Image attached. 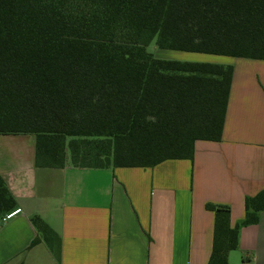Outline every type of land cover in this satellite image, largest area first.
Instances as JSON below:
<instances>
[{
  "label": "trees",
  "instance_id": "obj_1",
  "mask_svg": "<svg viewBox=\"0 0 264 264\" xmlns=\"http://www.w3.org/2000/svg\"><path fill=\"white\" fill-rule=\"evenodd\" d=\"M157 48L264 60V0H0V134L35 135L44 167H146L219 140L233 65L163 58ZM16 200L0 175V216ZM214 213L206 264H227L238 226L258 221L264 187L229 223ZM58 258L60 237L30 218Z\"/></svg>",
  "mask_w": 264,
  "mask_h": 264
},
{
  "label": "crops",
  "instance_id": "obj_2",
  "mask_svg": "<svg viewBox=\"0 0 264 264\" xmlns=\"http://www.w3.org/2000/svg\"><path fill=\"white\" fill-rule=\"evenodd\" d=\"M221 138L197 139L191 159L146 167H44L35 135L0 134V175L21 213L0 224V264H206L214 213L264 187V60L234 57ZM60 237L58 258L30 218ZM227 264H264V210L238 226Z\"/></svg>",
  "mask_w": 264,
  "mask_h": 264
},
{
  "label": "rangeland",
  "instance_id": "obj_3",
  "mask_svg": "<svg viewBox=\"0 0 264 264\" xmlns=\"http://www.w3.org/2000/svg\"><path fill=\"white\" fill-rule=\"evenodd\" d=\"M147 49L153 52L156 56L163 58H171V59H179V60H195V61H213V62H222L228 63L233 61L234 57L223 56V55H214L207 53H199V52H186L179 50H171V49H160L157 48L154 42H151Z\"/></svg>",
  "mask_w": 264,
  "mask_h": 264
},
{
  "label": "built area",
  "instance_id": "obj_4",
  "mask_svg": "<svg viewBox=\"0 0 264 264\" xmlns=\"http://www.w3.org/2000/svg\"><path fill=\"white\" fill-rule=\"evenodd\" d=\"M19 213H21V208H19V207H15V208L5 212L4 214H2L0 216V224L6 220L12 218L13 216L19 214Z\"/></svg>",
  "mask_w": 264,
  "mask_h": 264
}]
</instances>
